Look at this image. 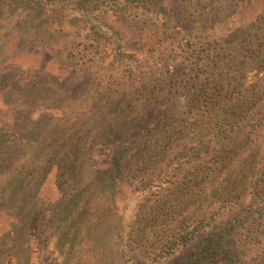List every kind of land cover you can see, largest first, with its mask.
<instances>
[{"label": "trees", "instance_id": "1", "mask_svg": "<svg viewBox=\"0 0 264 264\" xmlns=\"http://www.w3.org/2000/svg\"><path fill=\"white\" fill-rule=\"evenodd\" d=\"M40 1L0 0L16 20L14 52L0 51V170L15 162L0 171V248L23 264L48 226L60 264L156 262L195 239L176 264H264V0H188L179 13L171 0H96L70 15L48 0L95 42L48 55L55 75L17 63L33 49L19 19ZM132 12L142 18H120ZM154 61L184 71L154 83ZM34 114L46 127L27 138ZM105 120L122 131L96 133Z\"/></svg>", "mask_w": 264, "mask_h": 264}, {"label": "rangeland", "instance_id": "2", "mask_svg": "<svg viewBox=\"0 0 264 264\" xmlns=\"http://www.w3.org/2000/svg\"><path fill=\"white\" fill-rule=\"evenodd\" d=\"M57 3L64 8L63 13L64 15H70L72 13V6L75 2H83L84 5H90L94 4L96 0H56ZM170 1V0H169ZM174 5H176L177 11L175 10V13H179L181 8H186L187 3H189L188 0H171ZM48 0H41L40 1V13L38 15H26L23 19H19L22 22L24 34L27 37V39L30 41V44L33 45V49L30 50H17V56L19 57L17 59V63H19L24 69H29L32 72L37 70L36 68H42L46 72H48L51 75H55L58 72L61 71L58 65H56V62L53 59L48 58L52 57L51 54H56L58 51H60L61 48L67 47L70 43H73L72 41H80L84 42V40L87 38L88 44L91 45L87 47L88 51L93 50L95 47H92L95 45V42H92L90 38H88L85 34V32L81 29L79 23L69 25L64 20H58L54 18L51 14H49L44 7H48ZM62 3V4H61ZM257 3L254 2L253 7H256ZM188 8V7H187ZM9 14V15H8ZM195 15V14H194ZM194 15L191 16L190 19H194ZM121 19H123L124 22L132 23L133 20H137L142 18V14H139L137 12L126 14L125 16H120ZM264 19V16L262 17ZM177 19V17H175ZM262 19V20H263ZM15 17L13 18L10 14V11L8 10V7L4 3H0V35L1 36H7L5 39H1L2 48H0V51H5L8 53L14 52V41L16 38H14L10 34L13 32L14 24H15ZM37 47V48H36ZM38 48L46 52V59L45 55H41L40 53H36L38 51ZM112 60L111 55L107 56V63H110ZM150 65H153L151 67L152 74L149 76V79L154 81L155 79L159 80L160 78H164L165 75L169 72H175L180 73L179 70H174L171 66H166L163 68L162 62L154 61ZM257 65V63H252L251 67L248 69V72L246 73V79L249 80L252 79V76L254 75V67ZM111 68H118V70H121V64L113 63L111 65ZM113 70V69H112ZM154 72V73H153ZM32 74L30 73L29 77ZM261 73L257 75V77H261ZM40 77V75H37ZM256 78V77H255ZM31 79V78H29ZM257 79V78H256ZM255 80V79H254ZM53 86V83L51 84ZM173 105V109H169L168 107V113L174 112L175 105ZM1 107V105H0ZM39 108V107H38ZM40 109V108H39ZM42 110V109H40ZM37 118L36 114L32 116V125H30V130L27 133V138L30 136L38 135V133H41L42 130L46 127L45 122L47 121L45 117H40V119L35 120ZM35 120V121H34ZM111 124L110 128H105V124ZM93 130L96 131V133H101L104 131H122L121 128L115 125V121H101L100 123H97L94 125ZM12 157H15L16 154H12ZM17 160V159H16ZM12 162V161H11ZM9 163L1 168L0 171L7 172L8 170H11L14 163ZM0 176V181H1ZM19 200V199H17ZM15 200L12 202L11 205H9V208L12 210V215L19 216V214L24 209V204H19L21 201L24 203V199L20 198L19 201ZM11 212V211H10ZM210 229H208L206 232H208ZM52 232L51 228L46 227V231L43 232V235L40 233H35L33 235L32 233L29 236L30 242H29V253L30 257L23 260V264H60V259L57 255V252H55L54 248L52 247V244L49 243V240H47L48 235ZM240 234H242L240 232ZM197 240H193L188 244H185L183 246H176L175 249L169 251L168 255L163 256L160 259H157L156 262H149L146 261L143 263V255H139L136 253L134 255L135 261L137 264H176L189 256L193 252V249L196 245ZM237 255L239 256V261H246L253 260L254 255L252 253L247 252L245 249H242L241 247L237 248ZM13 260V249L11 248H0V264H14ZM246 261H244L246 263ZM247 264V263H246Z\"/></svg>", "mask_w": 264, "mask_h": 264}]
</instances>
